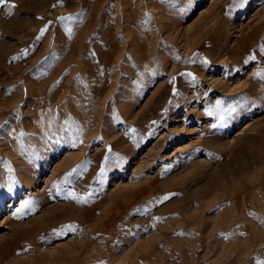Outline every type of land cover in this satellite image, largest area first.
<instances>
[{
	"label": "rangeland",
	"instance_id": "1",
	"mask_svg": "<svg viewBox=\"0 0 264 264\" xmlns=\"http://www.w3.org/2000/svg\"><path fill=\"white\" fill-rule=\"evenodd\" d=\"M0 264H264V0L0 4Z\"/></svg>",
	"mask_w": 264,
	"mask_h": 264
},
{
	"label": "snow or ice",
	"instance_id": "2",
	"mask_svg": "<svg viewBox=\"0 0 264 264\" xmlns=\"http://www.w3.org/2000/svg\"><path fill=\"white\" fill-rule=\"evenodd\" d=\"M4 3H5V0H0V4H4ZM11 7H15V5H12ZM60 19H61L62 21H63V20H71L72 17H61ZM72 197H73V198H77L75 193H72ZM79 199H80V202H87L86 198H79ZM165 199H167V197H165ZM68 227L71 228L70 225H69Z\"/></svg>",
	"mask_w": 264,
	"mask_h": 264
},
{
	"label": "bare ground",
	"instance_id": "3",
	"mask_svg": "<svg viewBox=\"0 0 264 264\" xmlns=\"http://www.w3.org/2000/svg\"><path fill=\"white\" fill-rule=\"evenodd\" d=\"M91 90V89H90ZM78 92V91H77ZM90 92V91H89ZM79 98H80V96H79ZM82 99V98H81ZM60 107H62V106H60ZM59 110H60V108H59ZM61 111V110H60ZM68 114H69V112H68ZM83 114V113H82ZM71 118V117H70ZM78 119V118H77ZM76 120V119H75ZM74 120V121H75ZM64 121V120H63ZM76 122H78V120L76 121ZM77 124V123H76ZM20 135V134H19ZM25 136V135H24ZM46 136V135H45ZM20 137V136H19ZM47 140H49V139H47ZM27 142V141H26ZM27 144V143H26ZM55 147H57L56 145H55ZM54 148V147H53ZM125 149V148H124ZM113 150V149H112ZM49 151V150H48ZM55 151V150H54ZM40 152V151H39ZM44 153V152H43ZM44 154H48V153H44ZM127 154V153H126ZM46 158V157H45ZM123 158H125V156L123 157ZM30 160V159H29ZM47 160V159H46ZM48 161V160H47ZM34 162H36L35 160H34ZM46 162V161H45ZM47 163V162H46ZM42 164H44V163H42ZM41 164V165H42ZM32 179H35V176H34V178L33 177H31ZM24 179V178H23ZM27 179V178H26ZM22 181V180H21ZM15 182V181H14ZM9 188V187H8ZM14 191V190H13ZM5 194V193H4ZM44 225V224H43ZM43 230V229H42ZM64 259V258H63ZM65 260V259H64ZM71 261H72V259H70Z\"/></svg>",
	"mask_w": 264,
	"mask_h": 264
}]
</instances>
